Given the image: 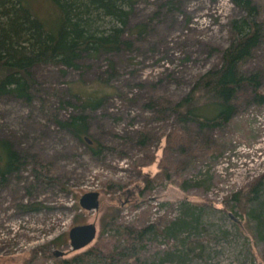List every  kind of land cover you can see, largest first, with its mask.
<instances>
[{
    "label": "rangeland",
    "instance_id": "374dc122",
    "mask_svg": "<svg viewBox=\"0 0 264 264\" xmlns=\"http://www.w3.org/2000/svg\"><path fill=\"white\" fill-rule=\"evenodd\" d=\"M255 1L264 18V0ZM35 7L49 14L45 3ZM243 14L231 0H138L130 24L146 27L133 49L84 56L78 68L36 66L32 103L0 98V138L24 159L0 181V264H59L94 248L115 251L127 243L120 224L156 229L140 241L137 260L114 264H264V235L233 200L255 181L264 197V101L256 104L244 85L231 120L203 139L170 109L221 65L230 20ZM245 68L259 72L264 99V44ZM82 94L101 95L102 103L81 109ZM81 110L88 133L78 139L54 119ZM33 167L59 183L36 178ZM89 191L99 193L97 209L79 205ZM27 203L40 207H19ZM188 207L203 209L199 224L168 237L167 226ZM111 214H118L115 225L103 227ZM85 223H95V237L72 249L68 231Z\"/></svg>",
    "mask_w": 264,
    "mask_h": 264
},
{
    "label": "trees",
    "instance_id": "16d2710c",
    "mask_svg": "<svg viewBox=\"0 0 264 264\" xmlns=\"http://www.w3.org/2000/svg\"><path fill=\"white\" fill-rule=\"evenodd\" d=\"M137 1L0 0V98L11 96L26 104L32 103V91L36 83L33 70L36 66L78 68V61L84 56L133 49L134 42L146 27L144 23L130 24ZM231 1L244 10V14L230 20L232 38L222 52L221 65L201 74L190 90L170 108L177 121L183 125H196L201 139L214 129H223L231 120L234 104L247 94L244 85L249 86L252 92L250 97L256 104L264 101L260 93L259 72L245 68L252 59L254 50L264 44V18H260V4L255 0ZM39 2H46L50 9L48 15L35 9ZM88 95H80L81 109L96 108L102 103L101 95ZM54 121L76 138H86L88 117L82 110L69 113L63 118H55ZM99 151L100 147L95 149L96 153ZM23 164L24 159L10 142L0 138V181L4 182L10 175L20 171ZM31 173L47 182L59 183L54 177L37 172L36 167L31 169ZM258 182H253L247 196L238 197L235 194L233 200L236 208H244L247 215L255 220L257 233L263 236L264 197L260 199L257 195ZM186 184L187 181H184L182 187L187 188ZM19 207L31 210L40 205L27 203L20 204ZM182 210L183 216L167 226L168 237L171 235L177 238L184 231L194 229L203 215L202 208L197 211L189 207ZM117 215L106 217L102 226L115 225ZM119 226L126 236L127 243L124 246L111 252L94 248L59 264H114L121 259L137 260L138 249L142 245L140 241L142 242L146 233L153 232L156 228L136 230L125 224ZM135 241H138L136 245Z\"/></svg>",
    "mask_w": 264,
    "mask_h": 264
},
{
    "label": "water",
    "instance_id": "95a60500",
    "mask_svg": "<svg viewBox=\"0 0 264 264\" xmlns=\"http://www.w3.org/2000/svg\"><path fill=\"white\" fill-rule=\"evenodd\" d=\"M98 196L99 193L97 191L86 192L79 198V205L87 210L97 209L99 206ZM95 234V223H85L71 227L68 231L71 248L78 249L89 244ZM62 253L61 251L54 252L55 256H59Z\"/></svg>",
    "mask_w": 264,
    "mask_h": 264
},
{
    "label": "bare ground",
    "instance_id": "6f19581e",
    "mask_svg": "<svg viewBox=\"0 0 264 264\" xmlns=\"http://www.w3.org/2000/svg\"><path fill=\"white\" fill-rule=\"evenodd\" d=\"M46 3V2H45ZM54 18V17H53ZM59 22V21H58ZM79 63V62H78ZM77 97V96H76ZM60 105V104H59ZM188 114V113H187ZM199 125V124H198ZM175 136V135H174ZM177 136V135H176ZM168 139V138H167ZM29 146V145H28ZM116 146V145H115ZM12 150V149H11ZM22 156V155H21ZM126 181V180H125ZM12 183V182H11ZM46 203V202H45ZM256 211V210H255ZM252 212V211H251ZM259 217V216H258ZM135 228V227H134ZM126 237V236H125ZM117 246V245H116ZM125 253V252H124Z\"/></svg>",
    "mask_w": 264,
    "mask_h": 264
}]
</instances>
